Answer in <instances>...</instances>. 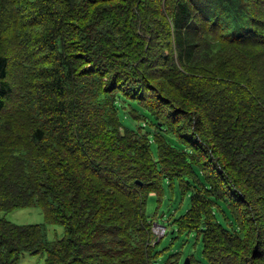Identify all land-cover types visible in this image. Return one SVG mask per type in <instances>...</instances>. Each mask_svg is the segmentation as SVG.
<instances>
[{
	"label": "trees",
	"instance_id": "16d2710c",
	"mask_svg": "<svg viewBox=\"0 0 264 264\" xmlns=\"http://www.w3.org/2000/svg\"><path fill=\"white\" fill-rule=\"evenodd\" d=\"M176 189L190 264L264 257V0H0V264H181Z\"/></svg>",
	"mask_w": 264,
	"mask_h": 264
},
{
	"label": "rangeland",
	"instance_id": "374dc122",
	"mask_svg": "<svg viewBox=\"0 0 264 264\" xmlns=\"http://www.w3.org/2000/svg\"><path fill=\"white\" fill-rule=\"evenodd\" d=\"M184 199V198H183ZM181 196L176 189L175 194L170 196L167 194L164 204L159 207L158 216L156 215L153 225V232L155 234V241L159 242V249L164 251L165 257L172 254H177L181 257V264H184L187 259L193 258L196 262H204L202 238L195 233L180 232L172 224L167 221L175 216V205L179 203ZM183 214L189 206V198L183 201ZM157 206V198H151L147 205V214L153 218ZM246 212V211H245ZM165 215V217L162 216ZM180 215V214H179ZM177 215V217L179 216ZM7 220L16 225H37L44 224V212L38 206L28 209H20L5 215ZM162 216V217H159ZM251 220V219H250ZM250 220H248L250 222ZM165 225L166 235L163 236L161 230L158 233L159 226ZM163 229V228H162ZM251 229V228H250ZM165 230V229H164ZM64 235V228L62 226H47V237L49 240H56L62 238ZM156 243V244H157ZM218 250L222 251L221 248ZM248 255V254H247ZM263 258L258 259L257 264H264ZM19 264H47L45 255L25 253L20 258Z\"/></svg>",
	"mask_w": 264,
	"mask_h": 264
},
{
	"label": "built area",
	"instance_id": "2783aa9c",
	"mask_svg": "<svg viewBox=\"0 0 264 264\" xmlns=\"http://www.w3.org/2000/svg\"><path fill=\"white\" fill-rule=\"evenodd\" d=\"M160 230H161L163 236H165L166 230H164V228L162 229V227L159 226V228L157 229V232H158V233H161V232H159Z\"/></svg>",
	"mask_w": 264,
	"mask_h": 264
},
{
	"label": "water",
	"instance_id": "95a60500",
	"mask_svg": "<svg viewBox=\"0 0 264 264\" xmlns=\"http://www.w3.org/2000/svg\"><path fill=\"white\" fill-rule=\"evenodd\" d=\"M185 264H190V259H187Z\"/></svg>",
	"mask_w": 264,
	"mask_h": 264
}]
</instances>
